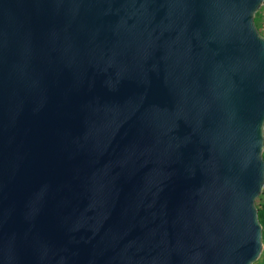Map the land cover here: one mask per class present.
I'll use <instances>...</instances> for the list:
<instances>
[{"label":"water","instance_id":"obj_1","mask_svg":"<svg viewBox=\"0 0 264 264\" xmlns=\"http://www.w3.org/2000/svg\"><path fill=\"white\" fill-rule=\"evenodd\" d=\"M264 0H0V264H252Z\"/></svg>","mask_w":264,"mask_h":264},{"label":"rangeland","instance_id":"obj_2","mask_svg":"<svg viewBox=\"0 0 264 264\" xmlns=\"http://www.w3.org/2000/svg\"><path fill=\"white\" fill-rule=\"evenodd\" d=\"M254 24L258 32L260 33V35L264 37V2L262 3L258 11L254 14ZM262 154H263V151H262ZM263 202H264V186H263L261 194L258 196V198L255 201L257 213H258V209L262 207ZM252 264H264V240L263 238H262L261 254L259 255L258 259Z\"/></svg>","mask_w":264,"mask_h":264},{"label":"trees","instance_id":"obj_3","mask_svg":"<svg viewBox=\"0 0 264 264\" xmlns=\"http://www.w3.org/2000/svg\"><path fill=\"white\" fill-rule=\"evenodd\" d=\"M262 157L264 159V146H263V154ZM258 219H259V223L262 227V238L264 240V202L262 204V207L260 209H258Z\"/></svg>","mask_w":264,"mask_h":264}]
</instances>
